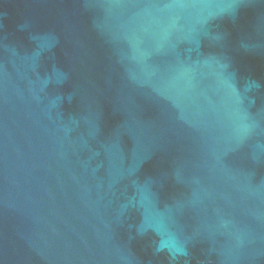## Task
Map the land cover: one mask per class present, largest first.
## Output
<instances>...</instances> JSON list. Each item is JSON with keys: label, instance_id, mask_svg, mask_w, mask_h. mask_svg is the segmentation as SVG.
I'll return each instance as SVG.
<instances>
[{"label": "water", "instance_id": "1", "mask_svg": "<svg viewBox=\"0 0 264 264\" xmlns=\"http://www.w3.org/2000/svg\"><path fill=\"white\" fill-rule=\"evenodd\" d=\"M0 264H264V0H0Z\"/></svg>", "mask_w": 264, "mask_h": 264}]
</instances>
